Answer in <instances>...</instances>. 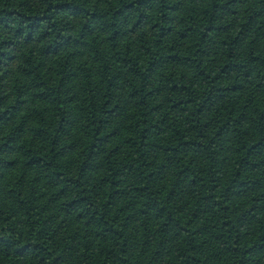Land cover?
Wrapping results in <instances>:
<instances>
[{
	"label": "trees",
	"instance_id": "1",
	"mask_svg": "<svg viewBox=\"0 0 264 264\" xmlns=\"http://www.w3.org/2000/svg\"><path fill=\"white\" fill-rule=\"evenodd\" d=\"M0 264H264V0H0Z\"/></svg>",
	"mask_w": 264,
	"mask_h": 264
}]
</instances>
